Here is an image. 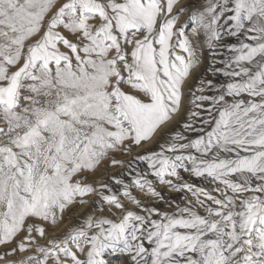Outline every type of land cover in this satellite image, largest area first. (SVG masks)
<instances>
[{"label":"snow or ice","instance_id":"snow-or-ice-1","mask_svg":"<svg viewBox=\"0 0 264 264\" xmlns=\"http://www.w3.org/2000/svg\"><path fill=\"white\" fill-rule=\"evenodd\" d=\"M178 5L0 0V264H264V0Z\"/></svg>","mask_w":264,"mask_h":264},{"label":"rangeland","instance_id":"rangeland-1","mask_svg":"<svg viewBox=\"0 0 264 264\" xmlns=\"http://www.w3.org/2000/svg\"><path fill=\"white\" fill-rule=\"evenodd\" d=\"M193 2V0H180V5H178L177 7H180L181 5H189ZM208 67L207 64V53L205 52L202 55V63L199 65V67L197 69H195L192 73V83L194 84L196 79L201 77L202 75L205 76L206 79H218V78H214L212 75L207 74L206 73V68ZM189 99V96L187 95V91H186V95H185V101H187ZM195 135V134H193ZM151 147H155V145H152ZM117 172L120 171V169L116 170ZM185 179H188L187 176H185ZM197 183H199V181H195ZM161 191L164 193L166 199H173L175 200L176 203L180 204L181 206L184 205V201L181 199V196H183L184 194H177V193H168L166 189H161ZM88 209L87 208H83V209H74L72 211H70L65 218V223L63 225H61V229L65 228L68 226V221L71 220L72 222H76L77 218L80 216H83L87 213ZM57 231H59V229H57ZM110 261V264H123L124 258L123 257H109L108 258Z\"/></svg>","mask_w":264,"mask_h":264}]
</instances>
